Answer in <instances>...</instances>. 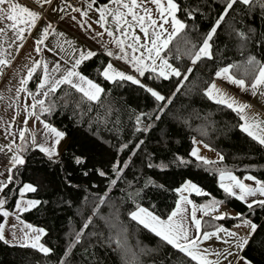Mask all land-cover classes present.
<instances>
[{
  "label": "snow or ice",
  "instance_id": "snow-or-ice-1",
  "mask_svg": "<svg viewBox=\"0 0 264 264\" xmlns=\"http://www.w3.org/2000/svg\"><path fill=\"white\" fill-rule=\"evenodd\" d=\"M34 5L26 6L21 0H0V77L4 76L6 69L11 68L29 38L33 39L32 52L35 53V58L29 54L27 59L30 62L24 63L22 68L11 73L12 79L17 80L15 85L7 88L11 95L5 97L0 93V101L5 102L4 112L8 113L9 109H13L7 120L0 115V135L3 139L0 143V154L4 155V160L0 161V167L3 168L0 171V217L5 221L0 223V242L36 249L45 256L53 252L52 248L41 243V238L48 234L47 230L26 223L20 215L50 203L40 198H26L28 194L38 195L47 187L46 177L39 170L33 171L28 182L22 179L30 159L38 156L48 166L55 165L65 173L63 184L69 192L80 188L78 183L73 182L72 173L77 170L83 177L98 176L108 181L106 191L95 194L97 203L92 215L84 220L79 231L71 235L58 264H69L72 250L82 244L85 230L93 223V216H100V207L110 199L108 194L118 182H124L128 189H133L127 194L135 206L134 210L128 212L131 220L183 254L186 258L184 264H256L254 258L248 255L249 251H258L264 257V238L257 241V237L264 234V224L257 223L252 218L257 208L264 211V179L252 174L241 178L227 167H222L225 160L223 154L218 153L215 161L201 155L200 148L196 145L203 143L202 141H192L193 147L188 156L194 160L174 155L171 161L165 162L166 157L160 159L154 152H147L144 148L146 141L140 138L141 135L151 132L157 121H161L162 114L173 103L176 93L189 80L193 67L200 62H215L218 59L213 51L214 44L219 37L218 30H223L222 25L230 17V13L237 12L240 8L238 15L241 18L258 12L261 19H264V0H223L222 7L203 34L199 33L194 22L198 16L211 18V9H208L206 16L198 0H106L103 3L98 0H59L56 4L53 0H34ZM49 11L57 17L56 24L66 21L85 34L87 39L95 41L97 50L78 45L74 40L68 39L64 32L57 31L53 26L54 22L49 19ZM41 21L44 23L33 37L32 32L37 30ZM189 23L193 25L191 31L199 34L201 38L199 43L191 39L185 40L189 47L184 55L190 60L191 66L182 70L170 62L169 46L181 33L187 35ZM240 23V20L233 17L232 23L228 25V35L235 40L244 59L218 67L214 75L241 91L250 90L253 96L257 93L264 96V51L261 58L253 51L257 48L264 50V30L258 32L247 25L236 27ZM50 37L55 40L50 41ZM250 46L253 50H250ZM45 53L60 55V60L49 61L45 58ZM98 53L109 59L96 69L97 78H89L84 74L86 62L97 57ZM224 56L225 53L220 52L219 58L223 59ZM118 62L123 63L117 66ZM34 78L32 90L28 85ZM173 78L177 86L169 94H165L162 86L155 83L171 81ZM104 83L117 88L125 84L137 86L146 94V99L150 98L155 102V106L151 112L140 111L135 116V140L118 139L113 144L93 132L97 146L107 157L106 163L97 167L94 154L83 147L79 151L70 152L67 157L63 155L62 147H72L70 133L55 126L48 117L55 113L56 106L61 101V107L69 103L67 98L72 91L80 94V100L75 102L73 111L80 109L77 114L83 117L93 107L100 106L103 103L102 98L110 92L111 89H106ZM62 86L71 91H64V95L57 98L58 90H64ZM203 95L215 104L235 112L242 121L239 130L264 149V120L248 113L249 104L240 103L222 92L215 80L207 84ZM85 104L87 107L82 108ZM113 112L111 107L106 109V124ZM29 121L33 122L32 126ZM84 122L89 123L91 130V118ZM111 122L119 123V115ZM203 146L211 150L208 144ZM134 158L141 159L147 169H158L165 174L171 165L189 167L198 162V166L204 167L206 171L212 170L218 174L219 189L222 190L224 198L213 196L193 179H183L178 186L170 189L174 194V206L159 214L155 204L145 207L137 201L147 198L152 189L167 192L169 188L165 183H158L152 178L145 179L141 184L140 178L135 174L129 180L131 167L135 165ZM156 160L160 162L156 163ZM17 193L19 198L13 202L14 211H10L7 207L9 196ZM193 194L211 199L206 203H197L192 198ZM233 198L246 206L247 215L244 212L232 215L227 201ZM59 199L63 206L69 209L72 207L71 199L64 196ZM12 216L17 223H12L6 232V224ZM100 218L110 228L115 229L112 235L100 242L104 243L106 240L109 246L114 245V250L124 254L126 264H132L127 257L129 254L135 256V253L128 246L126 229L111 224L108 217ZM221 221L238 223L229 228L218 223ZM206 224L208 227H205ZM241 231L243 235L240 234ZM91 234L98 239L102 236L101 232ZM217 242L219 247L214 246ZM253 245L258 247L253 248Z\"/></svg>",
  "mask_w": 264,
  "mask_h": 264
},
{
  "label": "trees",
  "instance_id": "trees-1",
  "mask_svg": "<svg viewBox=\"0 0 264 264\" xmlns=\"http://www.w3.org/2000/svg\"><path fill=\"white\" fill-rule=\"evenodd\" d=\"M103 3L106 0H98ZM180 2V0H178ZM198 3L204 8L206 16L208 9H211L210 17L198 16L194 22L199 28V33L203 34L207 30L211 19H214L216 13L223 5V0H198ZM237 12L230 13V17L226 18V23L222 25L223 30L219 31V37L216 38L214 44V54L218 57L215 62H200L193 67L189 80L176 93L173 103L169 105L168 110L161 116V121H157L154 129L144 135L141 139H145V150L154 152L160 159L167 158L165 162L171 161L174 155L183 156L185 159H193L188 156L193 147L192 141L200 140L203 144H208L212 150L219 154H223L225 160L222 167H227L234 174L243 178L246 175H256L257 178L264 179V149L252 141L245 133L239 130V116L225 106L217 105L213 101L207 99L203 95V90L208 83L215 79V70L230 62H238L244 59L240 55L238 46L233 38L228 35V25L232 23L235 17L241 23L236 27L241 28L244 25L255 28L258 32L264 30V19H261L259 13L241 18ZM183 18V17H182ZM192 23L186 30L187 35L181 33L177 36L169 46L171 51L169 56L170 62L182 70L191 66V62L184 53L188 50L185 40L191 39L193 42L199 43L200 35L193 33ZM246 30V28L244 29ZM177 49L180 51L177 52ZM250 50L251 46H250ZM258 58H261V49L253 50ZM220 52H224L225 56L220 59ZM177 56L180 58L177 59ZM106 57L98 55L91 61L86 62L87 67L84 74L89 78H97V68L106 62ZM83 67V66H82ZM239 76V73H237ZM155 83L162 86V91L169 94L176 88V80L156 81ZM35 78L30 82L29 88L34 90ZM103 86L111 89L102 99L100 106L93 107L91 112H86L83 117L77 113L80 109L75 108V102L80 100V94L74 93L67 98L69 103L61 107L57 104L55 113L48 117V120L58 128L66 130L70 133L72 139V147L65 148L62 152L65 157L72 151H79L81 147L91 151L94 154V163L97 167L106 163L107 157L102 154V149L97 146L96 135L116 144L118 139H132L135 116L140 111L151 112L155 106L152 99H146V94L137 88V86L125 84L122 87H113L107 83ZM63 91L58 90L57 98L64 95V91H71L62 86ZM82 108L87 105H82ZM111 107L114 112L108 117L109 122H104L105 111ZM119 115L120 122L113 124ZM91 118L93 127L90 130L88 121ZM99 121L98 123H96ZM118 130V131H117ZM107 148V145L104 146ZM126 158V157H125ZM135 165L131 167L128 179H132V174L138 176L141 184L147 178L157 180L158 183H165L169 188L167 192H161L152 189L147 198L138 200L143 206L148 207L150 204L156 205V211L163 214L174 206V194L171 192L172 187H176L183 179H193L205 191L212 193L218 199H223L224 194L219 189L218 174L214 171H206L204 167L198 166L195 162L189 167H176L171 165L167 170V174L160 173L158 169H147L143 166L141 159L134 158ZM159 163L160 160H156ZM211 168V166H209ZM39 170L46 177L45 190L39 194H28V198H40L48 200L50 203L40 207L38 210L33 209L30 212L21 214V219L36 227H44L47 235L41 240L46 246L53 249L48 256L36 249L5 245L0 242V264H58L59 258L63 256L64 250L68 246L71 235L79 231L84 220L92 215L94 205L97 203L95 194H103L107 189L108 181L98 176L83 177L80 171L72 173L73 182L78 183L80 188L69 192L63 184L64 172L59 170L57 166H48L42 162L38 156L31 158L27 165V171L23 173L22 179L29 181L33 171ZM71 171V169H69ZM15 187V186H11ZM137 188L139 185L136 186ZM128 189L124 182H118L117 186L108 194L110 199L100 207V216L110 218V223L119 225L126 229V240L128 246L135 256L129 254L127 260L132 264H184L186 258L171 246L164 244L159 237L148 229H144L142 225H138L132 221L128 212L134 210L135 206L132 200L128 198ZM60 196L73 201L72 207L69 209L60 202ZM87 197V200H85ZM18 193L13 196L10 194L9 207L10 211H14V200L18 199ZM192 198L197 203H206L211 197ZM230 211L244 212L246 215L248 210L245 205L234 198L227 201ZM100 216H93V223L85 230L83 242L72 250L69 257V264H126L123 253L114 250V245L109 246L107 241L101 243L107 236L112 235L115 229L110 228ZM257 223L264 224V211L256 209V213L252 217ZM207 221V219L205 220ZM4 219L0 217V223ZM224 226H232L238 221H221ZM205 227H208L206 224ZM101 232L102 236L98 239L91 233ZM264 238V234L257 237V241ZM258 245H253V248ZM248 255L254 258L256 264H264V257H261L258 251H249Z\"/></svg>",
  "mask_w": 264,
  "mask_h": 264
},
{
  "label": "crops",
  "instance_id": "crops-1",
  "mask_svg": "<svg viewBox=\"0 0 264 264\" xmlns=\"http://www.w3.org/2000/svg\"><path fill=\"white\" fill-rule=\"evenodd\" d=\"M21 2L24 3L26 6H35L34 0H21ZM53 2H54V4H56V3H59V0H53ZM48 16H49V19H51L54 22L53 26L57 29V31L64 32L68 39L74 40L78 45L85 46L87 48H91L92 50H97L98 45L96 44V42L90 41L89 39H87L85 34H83L79 29L73 27L70 23H68L66 21L60 22L59 24H56L55 21H56L57 17L55 15H53L50 11L48 13ZM43 23H44V21H41L40 25H38L37 30H34L32 32L33 37L36 36L37 31L39 30V27H41L43 25ZM9 36H11V32H9ZM49 39H50V41L55 40L54 37H50ZM105 39H107V37H105ZM0 40H2V38H0ZM6 46L7 45H5V47ZM32 46H33V39L32 38L27 39L25 42L24 48L21 49L20 52L17 54V58L13 61L11 68L6 69L4 76L0 77V93H3L5 97H8L9 95H11L7 91V88L12 87L13 85H15L17 83V80H13L12 76H11V73L13 72V70H16L18 68H22L24 63H29L30 61L27 59L29 54H31L32 57L35 58V53L32 52ZM65 47L67 48L68 46L65 45ZM98 55H100V54L98 53ZM45 58L48 59L49 61H51L53 59L60 60V55L53 56L52 53H45ZM107 59H109V58H107ZM122 63L123 62H118L117 66H120ZM214 80L216 81L217 87L219 89H221L222 92L228 94L229 96L234 97L240 103L249 104L250 108L247 111L250 115H255L259 119L264 120V96H261L259 93H257V95H255V96H253L250 90L249 91H241L238 88H236V86L229 84L227 81H222L216 77ZM9 81L11 83H9ZM30 82H29V84H30ZM4 104H5L4 101H0V115H3L4 119L7 120L9 118V114L12 113L13 109H9L8 113H5L3 110ZM29 125L32 126L33 122L29 121ZM17 126H19V125H17ZM13 130H15V129H13ZM0 133H2V128H0ZM2 142H3L2 135H0V143H2ZM64 149L65 148L62 147L61 152H63ZM3 160H4V155L0 154V161H3ZM0 171H3L2 167H0ZM218 182H219V178H218ZM246 182L251 183L249 181H246ZM26 198H28V195ZM21 214H23V213H21ZM206 219H208V218L206 217L205 220ZM12 223H17L14 216L9 217V223L6 224V232H8V230L11 228ZM225 227H228V226H225ZM231 227L232 226H229V228H231ZM240 234L243 235L244 234L243 231H241ZM9 235H10V233H9ZM16 246H19V245H16ZM214 246L219 247V243L217 242V245H214Z\"/></svg>",
  "mask_w": 264,
  "mask_h": 264
},
{
  "label": "rangeland",
  "instance_id": "rangeland-1",
  "mask_svg": "<svg viewBox=\"0 0 264 264\" xmlns=\"http://www.w3.org/2000/svg\"><path fill=\"white\" fill-rule=\"evenodd\" d=\"M200 141V140H197ZM203 143H198L196 146L200 148V154L207 157L210 160H217V152H215L214 150H209V148H205L203 146ZM195 195V194H194ZM232 213V215H235L236 213L234 211H230Z\"/></svg>",
  "mask_w": 264,
  "mask_h": 264
},
{
  "label": "built area",
  "instance_id": "built-area-1",
  "mask_svg": "<svg viewBox=\"0 0 264 264\" xmlns=\"http://www.w3.org/2000/svg\"><path fill=\"white\" fill-rule=\"evenodd\" d=\"M73 2H75V0H73Z\"/></svg>",
  "mask_w": 264,
  "mask_h": 264
}]
</instances>
